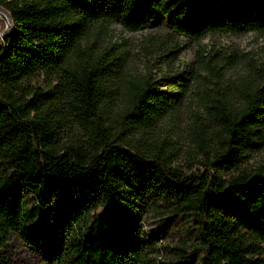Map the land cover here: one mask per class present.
Here are the masks:
<instances>
[{
    "label": "trees",
    "instance_id": "trees-1",
    "mask_svg": "<svg viewBox=\"0 0 264 264\" xmlns=\"http://www.w3.org/2000/svg\"><path fill=\"white\" fill-rule=\"evenodd\" d=\"M0 7L13 23L0 43V264L15 236L46 264H149L155 235L141 224L158 209L197 230L194 243L169 247L168 264H264V162L245 166L264 149V63L238 97L204 101L209 133L188 173L173 166V150L138 136L182 100L155 81H125L111 49L82 46L105 22L139 31L167 18L191 39L262 32L264 0Z\"/></svg>",
    "mask_w": 264,
    "mask_h": 264
},
{
    "label": "rangeland",
    "instance_id": "rangeland-1",
    "mask_svg": "<svg viewBox=\"0 0 264 264\" xmlns=\"http://www.w3.org/2000/svg\"><path fill=\"white\" fill-rule=\"evenodd\" d=\"M0 10L7 17H0L2 43L13 29V23L10 14L2 7ZM88 45L97 51L111 49L113 54L122 56L125 81L149 79L182 100L176 111L138 136H146L150 141L155 139L173 150V166L185 171L191 163L201 160L197 141L209 133L204 101L209 96L238 97L264 63V31L209 34L191 39L176 32L167 18L139 31L127 30L117 22L96 23L82 40L83 47ZM37 84L43 86L44 79H37ZM263 162L264 149L251 152L245 166L253 169ZM27 200V207L31 208L35 200L30 195ZM141 225L147 234L155 235L149 264H168L172 261L169 247L194 243L197 236L190 217L161 209L146 214ZM8 250L9 264H46L18 236L13 238Z\"/></svg>",
    "mask_w": 264,
    "mask_h": 264
},
{
    "label": "water",
    "instance_id": "water-1",
    "mask_svg": "<svg viewBox=\"0 0 264 264\" xmlns=\"http://www.w3.org/2000/svg\"><path fill=\"white\" fill-rule=\"evenodd\" d=\"M0 17H2V18H7L6 17V14L4 13V12H2L1 10H0ZM10 33V32H9ZM7 35V34H6ZM5 37V36H4Z\"/></svg>",
    "mask_w": 264,
    "mask_h": 264
}]
</instances>
